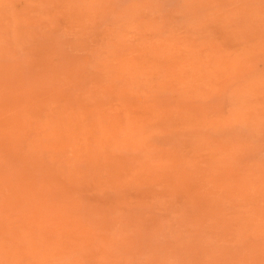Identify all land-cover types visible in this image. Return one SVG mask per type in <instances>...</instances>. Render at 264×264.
<instances>
[{
    "label": "rangeland",
    "instance_id": "374dc122",
    "mask_svg": "<svg viewBox=\"0 0 264 264\" xmlns=\"http://www.w3.org/2000/svg\"><path fill=\"white\" fill-rule=\"evenodd\" d=\"M0 264H264V0H0Z\"/></svg>",
    "mask_w": 264,
    "mask_h": 264
}]
</instances>
